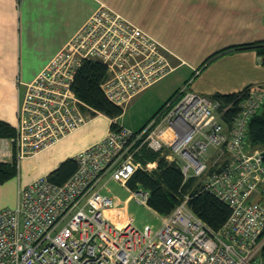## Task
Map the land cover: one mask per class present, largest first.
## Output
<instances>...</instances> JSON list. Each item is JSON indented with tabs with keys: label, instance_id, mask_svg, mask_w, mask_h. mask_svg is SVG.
Masks as SVG:
<instances>
[{
	"label": "built area",
	"instance_id": "1",
	"mask_svg": "<svg viewBox=\"0 0 264 264\" xmlns=\"http://www.w3.org/2000/svg\"><path fill=\"white\" fill-rule=\"evenodd\" d=\"M164 47L112 9L101 6L56 56L26 83L15 134L7 137L17 159L34 154L83 126L93 115L73 89L85 59L106 68L100 86L123 107L169 74ZM264 104V84H254L225 122L220 101L180 87L140 130L116 128L75 153L77 167L62 183L40 175L18 189L14 207L0 209V264H264L263 149L247 141L251 118ZM146 144L181 168L184 178L230 207L213 230L187 204L188 195L159 226L116 228L106 215L114 205L106 183L126 186L142 165ZM127 187V186H126ZM147 205L148 191L131 190Z\"/></svg>",
	"mask_w": 264,
	"mask_h": 264
},
{
	"label": "crops",
	"instance_id": "2",
	"mask_svg": "<svg viewBox=\"0 0 264 264\" xmlns=\"http://www.w3.org/2000/svg\"><path fill=\"white\" fill-rule=\"evenodd\" d=\"M101 6L140 27L164 47L172 71L153 83L157 84L153 89L152 84L141 92L153 90L157 106L184 85L211 97L216 92L232 93L264 84V65L255 49H225L264 41V0H0V119L15 127L26 83ZM177 70L181 71L165 82ZM122 114L113 119L93 114L77 130L19 159L8 138L0 137V161L15 159L17 167L15 175L0 183V209L16 205L21 186L48 175L63 160L103 137L112 120L128 127L120 119Z\"/></svg>",
	"mask_w": 264,
	"mask_h": 264
},
{
	"label": "trees",
	"instance_id": "3",
	"mask_svg": "<svg viewBox=\"0 0 264 264\" xmlns=\"http://www.w3.org/2000/svg\"><path fill=\"white\" fill-rule=\"evenodd\" d=\"M233 48L255 49L257 54L261 57V63L264 65V41L235 45L225 49ZM223 50L207 58L202 66L220 54ZM105 75L106 68L102 63L85 59L76 71L73 89L77 97L91 108L92 114L99 112L113 119L120 116L124 109L111 102L104 95L100 84ZM247 89L248 86L238 92H216L211 96L213 99L220 101V110L230 105L228 109L222 113L225 122L229 123L237 113L239 110V100L246 95ZM177 91L178 89L167 100L172 98ZM159 109L138 130L142 129L154 117ZM116 127L117 122L112 120L110 128ZM14 134L15 127L9 122L0 119V137H11ZM247 141L252 146L261 147L263 149L264 158V104L250 120ZM135 159L142 165H145L147 162H156V167L151 171L137 168L127 180L126 186L131 190H137L139 188L147 190L148 197L146 204L158 215L166 216L170 214L184 196L188 195V206L213 230L220 229L226 222L231 212L230 207L209 191L204 190L201 180L198 177L191 176L185 179L180 166L175 161L168 160L160 152L151 149L146 144H142L137 149L135 152ZM15 161V159L12 162L0 161V183L16 174L17 167ZM76 167L77 164L75 160L73 157H70L63 160L47 176L56 183H62L75 171Z\"/></svg>",
	"mask_w": 264,
	"mask_h": 264
},
{
	"label": "rangeland",
	"instance_id": "4",
	"mask_svg": "<svg viewBox=\"0 0 264 264\" xmlns=\"http://www.w3.org/2000/svg\"><path fill=\"white\" fill-rule=\"evenodd\" d=\"M180 71L177 70L167 76L164 79L165 82ZM156 85L153 84L150 89H153ZM141 92L133 96L127 104L123 106L124 112L120 117L122 122L134 129H139L145 124L161 106V104L157 106L155 100L156 95L153 90L146 93ZM36 167L34 171L38 169ZM107 189L109 195L113 198L114 205L106 210V215L116 228H122L129 222L138 228H142L146 223L152 224L154 227L160 225L161 217L147 208L146 205L136 202L132 194L128 192L120 182L116 180L109 182Z\"/></svg>",
	"mask_w": 264,
	"mask_h": 264
}]
</instances>
